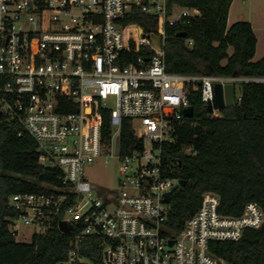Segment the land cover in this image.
Segmentation results:
<instances>
[{
	"label": "built area",
	"instance_id": "obj_1",
	"mask_svg": "<svg viewBox=\"0 0 264 264\" xmlns=\"http://www.w3.org/2000/svg\"><path fill=\"white\" fill-rule=\"evenodd\" d=\"M134 10L156 18V31L125 25ZM200 15L179 0H0V114L35 141L39 164L57 171L59 181L43 193L10 197L18 211L10 223L15 237L21 225L33 235L55 227L70 235L58 264H226L210 243L238 240L263 224L257 202H247L238 216L224 215L219 195L206 191L178 232L167 226L165 195L171 200L181 180L167 147L190 119L189 95L200 91L207 106L216 83L233 84L234 92L237 83H264L167 70L168 28L184 31ZM102 109L110 111L108 146L101 145ZM210 114L219 117L220 110ZM123 119L141 141L130 153L120 146ZM96 158L117 159L119 190H99L87 178ZM61 223L70 225L68 233Z\"/></svg>",
	"mask_w": 264,
	"mask_h": 264
},
{
	"label": "trees",
	"instance_id": "obj_2",
	"mask_svg": "<svg viewBox=\"0 0 264 264\" xmlns=\"http://www.w3.org/2000/svg\"><path fill=\"white\" fill-rule=\"evenodd\" d=\"M233 1L179 0L182 6L198 8L201 15L184 28L192 46L177 36L180 29L168 28L164 46L168 71L264 78V56L253 61L258 40L252 24L238 21L228 26ZM125 25L153 32L158 23L134 10ZM189 101L194 117L186 120L178 142L167 147L175 160V176L187 181L171 196L167 226L172 234L196 212L206 191L219 195V211L224 215L242 214L249 201L264 211V83H241L234 105L220 110L219 117L208 112L200 91L192 92ZM100 125L101 145L108 146L112 137L108 109H102ZM20 130L0 114V264H58L67 257L70 235L55 227L34 234L31 242H21L10 230L18 215L10 204L13 194L43 193L46 184L59 182L57 171L39 164L35 141L19 135ZM120 146L123 153L141 146L129 119L122 120ZM187 147L193 152H186ZM91 249L98 246L93 243ZM210 252L226 264H264V222L259 228H247L238 240L211 242Z\"/></svg>",
	"mask_w": 264,
	"mask_h": 264
},
{
	"label": "rangeland",
	"instance_id": "obj_3",
	"mask_svg": "<svg viewBox=\"0 0 264 264\" xmlns=\"http://www.w3.org/2000/svg\"><path fill=\"white\" fill-rule=\"evenodd\" d=\"M238 21H249L257 36V48L253 61L264 56V0H234L231 4L228 26ZM232 52V49H230ZM240 83L235 85V94H240ZM87 178L98 187L99 190H119L118 162L116 158H96L94 162L85 168ZM33 228L21 225L19 235L16 237L21 242H31Z\"/></svg>",
	"mask_w": 264,
	"mask_h": 264
},
{
	"label": "water",
	"instance_id": "obj_4",
	"mask_svg": "<svg viewBox=\"0 0 264 264\" xmlns=\"http://www.w3.org/2000/svg\"><path fill=\"white\" fill-rule=\"evenodd\" d=\"M180 38H186L187 32L186 31H180L177 34ZM154 41L157 44V47L161 48V38L160 36H154ZM235 103V92H234V85L233 84H227L223 86L220 83H216L214 85V98L213 101L208 103L207 110L209 113H212L214 109L222 110L226 107H231ZM184 114L187 118H193L194 117V107L189 106L187 109L184 110ZM187 181L184 179H181L179 184L175 186V189H179V187H184L186 185ZM170 201V195L167 193L165 195V202ZM60 229L64 233H68L70 231V225L67 223H61ZM173 243V240L170 241V244Z\"/></svg>",
	"mask_w": 264,
	"mask_h": 264
},
{
	"label": "crops",
	"instance_id": "obj_5",
	"mask_svg": "<svg viewBox=\"0 0 264 264\" xmlns=\"http://www.w3.org/2000/svg\"><path fill=\"white\" fill-rule=\"evenodd\" d=\"M253 27V26H252Z\"/></svg>",
	"mask_w": 264,
	"mask_h": 264
}]
</instances>
